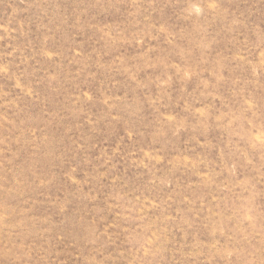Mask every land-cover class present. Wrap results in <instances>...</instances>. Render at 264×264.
Returning <instances> with one entry per match:
<instances>
[{"label":"rangeland","instance_id":"rangeland-1","mask_svg":"<svg viewBox=\"0 0 264 264\" xmlns=\"http://www.w3.org/2000/svg\"><path fill=\"white\" fill-rule=\"evenodd\" d=\"M0 264H264V0H0Z\"/></svg>","mask_w":264,"mask_h":264}]
</instances>
